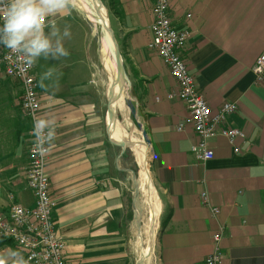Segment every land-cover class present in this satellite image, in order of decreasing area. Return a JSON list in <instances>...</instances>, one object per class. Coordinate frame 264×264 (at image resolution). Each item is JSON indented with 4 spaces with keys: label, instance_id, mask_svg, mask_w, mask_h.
<instances>
[{
    "label": "crops",
    "instance_id": "obj_1",
    "mask_svg": "<svg viewBox=\"0 0 264 264\" xmlns=\"http://www.w3.org/2000/svg\"><path fill=\"white\" fill-rule=\"evenodd\" d=\"M154 1L106 0L118 23L132 112L153 157L161 204L158 264H205L214 251L212 237L222 227L223 264H264V82L254 74L264 53V0H171L172 24L191 33L182 58L209 106L214 112L226 103L238 107L210 142L215 158L204 163L192 153L199 141L192 125L177 129L190 117L182 101L167 99L178 85L148 47ZM80 12L71 7L46 21L64 29ZM71 55L77 53L69 50L66 58L73 60ZM79 62L84 75L78 72L77 80L40 96L41 119L55 120L48 128L55 138L49 142L47 173L56 230L65 241L68 264H133V179L116 155L117 146L102 134L90 88L95 81H88L87 62ZM10 80L0 66V211L6 214L14 203L35 205L26 177L29 123L19 111L20 86L18 92ZM224 130H240L245 138L232 146ZM203 192L210 206L203 205ZM0 243V255L15 251L23 256L12 242Z\"/></svg>",
    "mask_w": 264,
    "mask_h": 264
},
{
    "label": "built area",
    "instance_id": "obj_2",
    "mask_svg": "<svg viewBox=\"0 0 264 264\" xmlns=\"http://www.w3.org/2000/svg\"><path fill=\"white\" fill-rule=\"evenodd\" d=\"M154 21L151 25L152 41L149 48L155 51L169 69L172 78L178 85V90L167 96L168 100L182 101L190 112V117L178 125L179 132L191 124L199 141L193 146L192 153L200 161H210L215 153L210 142L219 133V126L238 110L236 104L226 103L217 112L209 106L205 96L198 88L196 79L190 73L181 52L186 47L191 33L175 28L170 19L171 0L154 1ZM45 23H47L45 19ZM3 17L0 16V26ZM0 66L5 76L19 83L23 92L21 110L30 122V163L27 172V187L34 194V207H25L14 203L9 213L0 211V237L9 240L23 252L27 264H68L65 251L66 244L56 230L54 210L56 202L50 193V178L47 164L50 155L49 140L46 139L48 128L42 132L41 143L34 134L37 120H41L42 103L39 84L34 74V66L29 65L21 54L0 45ZM254 74L258 83L264 82V53L254 66ZM221 134L232 146L237 138H245L240 130H224ZM236 153L239 149H235ZM203 205L210 206L207 192L201 195ZM220 210L213 214L219 216ZM226 229L222 227L212 237L214 251L205 260V264H223L224 253L221 248Z\"/></svg>",
    "mask_w": 264,
    "mask_h": 264
},
{
    "label": "rangeland",
    "instance_id": "obj_3",
    "mask_svg": "<svg viewBox=\"0 0 264 264\" xmlns=\"http://www.w3.org/2000/svg\"><path fill=\"white\" fill-rule=\"evenodd\" d=\"M103 2L104 4L103 3L102 4L108 13V18L110 21L111 29L113 30L116 39L119 41L120 36H119V28H118L116 17L113 14V12L109 11L108 8H110V6L106 2V0H103ZM62 26L63 25L60 23L59 27H57L60 29L61 34L63 33V30H64L60 28ZM67 27H69L70 29L71 36L70 38H64L66 39V42L64 43L65 44L64 47L68 51L72 50L76 52L77 55L75 56L71 55L74 58L73 60H70L69 57L68 58L63 57L58 60H51V59L46 60L43 57H41L33 64L34 74L36 75V78H37V81L40 87L39 88L40 96L41 95L48 96L52 94L55 90L59 88V86H62L66 84L67 82H69L68 81L69 79L77 80L75 79L76 76L75 77L73 76L77 74L78 72L82 73V67H83L81 65V62L79 61L82 60L83 63L87 62L86 75H88V81H93V80L95 81V84L94 85L91 84L90 88L93 90V92H95L94 101L97 107L99 108V112H101L99 114L100 116L99 122L101 126V131L105 139L108 142L113 143L109 135V132H108V126H107V120H106L107 113H108V100H107L106 85H105L106 76L103 72V68L101 64V55L99 52L103 33L99 28L90 24L86 16L83 13H81L80 15L79 14L77 15V20L75 21L71 20V25ZM69 44H71L72 46H69ZM69 47H72L73 49ZM119 47L121 50V54H123L120 45ZM89 64L91 66V69H89ZM49 69H52L54 74L50 79L44 80L43 84L45 85V87H41V76L45 72L49 71ZM70 74H72L71 77H69ZM10 81H11L10 83L13 85V88L17 89V91L19 92L18 86H20V84L15 82L14 80H10ZM20 89H21V92H23L21 86H20ZM124 90L126 94V105L129 111V118L134 128V131H133L134 133L131 131L130 127H127V132L130 134L132 132V135H136L138 138L142 139L143 142L149 147L146 141V138H145V133L143 132L141 126L136 122L134 114L132 112L131 101L129 100L130 95H131V85H130L127 74H126V83H125ZM19 111L22 115L24 114L21 108ZM116 116L122 124L127 123L124 120V116L122 113L118 112ZM28 123H29V132H30L29 120H28ZM115 149L117 150L116 155L120 154L119 158H120V162L122 166H124L127 170L130 171L128 174V178H130V182L133 179V186H132V190H131L130 198H129L130 199V213L133 214V218L135 220L133 228H132V231H133L132 232V235H133L132 252L133 253L131 257H132L133 264H138L140 261V253H141V243L139 239H140V235H142L143 241L145 243L147 242L146 231H147L148 220L150 216V210L147 205H144V202H143L144 199L141 200L140 198V191L138 187V181L140 178V167H139V164L137 162V159L135 157L133 150L130 147H128L126 150H129V153L127 154L128 156L125 157L124 154L126 150L124 152L119 146L115 147ZM148 150H149L148 156H149L150 173L153 179V176H152L153 157L151 154L150 147ZM49 158H50V155H49ZM197 161L204 163V161H200L198 159ZM26 177H27V173H26ZM139 204H140V208H139ZM137 209L138 210L140 209V213H138ZM160 217H161V213L158 218L159 220H158L156 241L154 245V254L151 257V259L146 260L144 262L145 264H158L159 263L157 242H158V237H159V231L161 230L160 229V226H161ZM144 247H146V244L144 245Z\"/></svg>",
    "mask_w": 264,
    "mask_h": 264
},
{
    "label": "clouds",
    "instance_id": "obj_4",
    "mask_svg": "<svg viewBox=\"0 0 264 264\" xmlns=\"http://www.w3.org/2000/svg\"><path fill=\"white\" fill-rule=\"evenodd\" d=\"M76 6V0H0V16L3 25L0 26V45L21 54L29 65L39 58L58 60L69 55L63 45L64 38H70L69 27H65L61 34L51 20L46 24L45 19L68 11ZM49 28L46 33L45 29ZM53 70L41 76V87H45L44 80L53 76ZM55 120H37L34 134L43 143L42 132L45 128H54ZM55 138L53 130H49L46 139ZM0 264H27L18 252H11L9 256L0 255Z\"/></svg>",
    "mask_w": 264,
    "mask_h": 264
},
{
    "label": "bare ground",
    "instance_id": "obj_5",
    "mask_svg": "<svg viewBox=\"0 0 264 264\" xmlns=\"http://www.w3.org/2000/svg\"><path fill=\"white\" fill-rule=\"evenodd\" d=\"M76 7L86 16L90 24L99 28L103 33L99 52L101 55L103 72L106 76L105 85L108 100L106 120L109 135L116 144H124L133 150L140 167V178L138 181L140 198L141 200L144 199V205H147L150 210L146 231V243L143 241L142 235L139 234L141 253L138 264H145L144 262L151 259L154 254L158 218L161 213L160 200L150 173L149 147L142 139L138 138L136 135H132L134 128L129 118L124 90L126 78L124 74L118 72V65L115 59V47L110 32L111 26L107 10L99 0H76ZM118 112L123 114L124 120L127 122L126 124H122L118 120L116 116ZM127 127H130L132 131L131 134L127 132ZM137 211L140 213V209H137ZM145 244L146 247H144Z\"/></svg>",
    "mask_w": 264,
    "mask_h": 264
},
{
    "label": "water",
    "instance_id": "obj_6",
    "mask_svg": "<svg viewBox=\"0 0 264 264\" xmlns=\"http://www.w3.org/2000/svg\"><path fill=\"white\" fill-rule=\"evenodd\" d=\"M99 1L102 3L101 0H99ZM110 32H111L112 40H113L114 47H115V59L117 61V65H118V72L121 73V74H124L125 78H126V71H125V67H124V61H123V58H122V54H121V50H120L119 44L117 42V39H116L115 34H114L112 29L110 30ZM113 143L115 145L119 146L124 152L128 148V146H126L124 144H116L115 142H113Z\"/></svg>",
    "mask_w": 264,
    "mask_h": 264
},
{
    "label": "trees",
    "instance_id": "obj_7",
    "mask_svg": "<svg viewBox=\"0 0 264 264\" xmlns=\"http://www.w3.org/2000/svg\"><path fill=\"white\" fill-rule=\"evenodd\" d=\"M102 3L104 4L103 0H102ZM122 56H123V54H122ZM128 153H129V150H126V152H125V154H124V155H125V157H127V156H128V155H127ZM0 240H3V241L10 242L9 240H6V239H4V238H2V237H0ZM0 245H1V243H0Z\"/></svg>",
    "mask_w": 264,
    "mask_h": 264
}]
</instances>
